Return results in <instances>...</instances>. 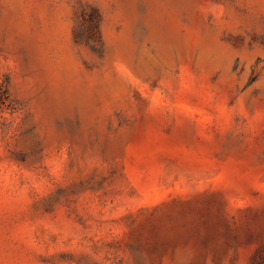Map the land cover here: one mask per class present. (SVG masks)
<instances>
[{
	"label": "rangeland",
	"instance_id": "1",
	"mask_svg": "<svg viewBox=\"0 0 264 264\" xmlns=\"http://www.w3.org/2000/svg\"><path fill=\"white\" fill-rule=\"evenodd\" d=\"M0 264H264V0H0Z\"/></svg>",
	"mask_w": 264,
	"mask_h": 264
}]
</instances>
